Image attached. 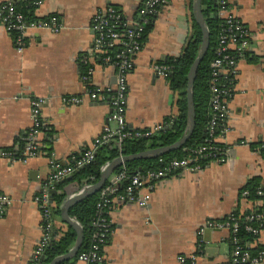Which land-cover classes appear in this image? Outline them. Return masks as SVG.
Wrapping results in <instances>:
<instances>
[{
    "label": "crops",
    "instance_id": "obj_1",
    "mask_svg": "<svg viewBox=\"0 0 264 264\" xmlns=\"http://www.w3.org/2000/svg\"><path fill=\"white\" fill-rule=\"evenodd\" d=\"M12 0H0V4ZM142 0H36L34 15L56 17L58 30L31 29L17 49L0 23V194L10 200L0 215V264H29L42 234L36 197L49 176V160L64 163L88 147L108 121L110 108L91 99L87 90L112 85L114 71L95 58L93 19L109 6L132 17ZM245 26L249 49L237 60V78L229 101V116L215 137L227 154L197 171H178L142 189L144 206L115 200L109 213L111 233L102 249V264H231L226 229L198 228L234 212L246 214L254 199L243 197L246 184L256 179L264 214V0H226ZM193 0H163L152 17V28L134 57L127 78L125 120L129 128L158 124L177 112L178 93L153 66L180 54L191 32ZM220 17L222 15L219 14ZM95 56L89 83L80 78L81 57ZM88 88V89H87ZM46 98L40 152L25 164L2 155L16 150L30 126V103ZM77 98V101H66ZM73 186L62 188L67 196ZM79 191V190H78ZM77 191V192H78ZM65 197V198H66ZM67 224L54 215V233ZM55 235V234H54ZM264 249V230L252 243ZM261 264H264V258Z\"/></svg>",
    "mask_w": 264,
    "mask_h": 264
},
{
    "label": "built area",
    "instance_id": "obj_2",
    "mask_svg": "<svg viewBox=\"0 0 264 264\" xmlns=\"http://www.w3.org/2000/svg\"><path fill=\"white\" fill-rule=\"evenodd\" d=\"M163 0H142L140 6L136 9L132 17H123L121 12L112 6L107 7L100 13H97L93 19L91 29L95 33L94 47L95 52L103 57L101 63L104 66H109L114 71L115 81L112 85H106L102 88H92L87 90L91 99H102L106 101L110 108L108 121L113 126L105 125L102 128L100 135L95 137L83 154L79 156L75 165H71L70 161H74L72 156L67 162L61 163L54 159L49 160V176L41 187L40 194L36 197L37 203L42 217V234L39 244L35 248L30 258L29 264H39L44 248L53 239L54 233V203L50 200V191L55 183L72 175L74 171L88 163L93 158L96 149L111 141L113 137H118V140L123 138H148L161 131L168 123L164 120L158 124L142 129L129 128L125 120L126 109V94H127V78L133 68L134 57L140 52L143 42L142 36L144 28L151 23L152 17L157 13V7ZM36 3V2H35ZM219 5L218 16L222 19V27L217 38V44L214 50L215 57L210 63L209 77V92L211 117L208 125L209 142H216L213 137V130L216 125L220 124L229 116V101L233 95L234 85L237 78V60L242 56L244 51L249 49V36L243 23L235 18L228 8L226 0H218ZM0 23L5 26L7 31H17L18 35L12 38L17 49H21L24 42V35L31 29L49 28L52 31H57L56 17H50L49 23L30 22L25 23L21 15L13 14L11 2L0 4ZM118 47L119 51L113 53L112 49ZM95 56L86 57L84 55L79 59L83 64H90L86 75L80 76L83 82L89 83L93 73L92 60ZM155 73L163 78L171 74V66L165 63H157L153 66ZM77 101L73 98L66 101ZM48 102V99L34 98L30 103V126L20 138L24 142V147L20 158H12L7 151H2V155L10 161H19L25 164L28 160L37 157L40 152V133L44 127L42 119V108ZM260 148L264 150V137L260 140ZM213 149V160L220 162L223 160V155L227 154V149H218L210 146H201L195 150V153L201 155L203 151ZM194 159L184 158L181 160L173 159L168 165L162 169H148L144 173H136L129 178L128 184L122 193L118 192L114 185L116 182L122 181L125 176L121 172L117 175L109 177L108 185L103 187L100 192V200L97 207L101 209L106 205H110V209L104 211L106 217H97L93 225L97 227V232L94 235V240L89 249L82 251L77 256V264H102L103 256L102 249L105 242L111 233L109 213L112 203L115 200L121 202L135 203L142 207L146 203V196L139 192L142 189L152 190L156 183L166 177L174 175L178 171H197L200 167L192 164ZM83 186L80 190L87 187ZM255 198L252 200L253 208L249 213L239 215L246 221H254L256 225H247L246 229L254 238L245 243L244 246L238 244L236 232L238 224L234 218L231 222H220L218 220H206L198 228V235L202 237L206 230L211 229H226L229 231V241L231 244V264H261L264 258V250L260 251L257 256H250L248 249L253 247L252 243L264 230V214L260 210L262 191L257 187L254 191ZM243 197H248L249 192L243 189L241 192ZM10 200L7 196L0 194V215L9 205ZM230 216V215H229ZM182 264L187 260L183 257L178 258ZM195 263L193 255L188 264Z\"/></svg>",
    "mask_w": 264,
    "mask_h": 264
},
{
    "label": "trees",
    "instance_id": "obj_3",
    "mask_svg": "<svg viewBox=\"0 0 264 264\" xmlns=\"http://www.w3.org/2000/svg\"><path fill=\"white\" fill-rule=\"evenodd\" d=\"M218 0H201V13L203 21L209 32V45L208 49L201 60L193 87V101L195 107V126L192 134L186 141V143L174 151L168 152L154 159L146 160H131L125 162L121 166L114 169L112 175H117L121 172L124 173L125 178L114 183L117 187L118 192L122 193L126 185L128 184L129 178L136 173H144L148 169H162L173 160H181L184 158L194 159L192 164L199 167H204L209 164L214 158L213 149H207L202 152L201 155L195 153V150L201 146H210L213 148L223 149L225 146L217 142H209L211 138L209 136L208 125L211 117V106H210V92H209V77H210V63L215 57L214 50L217 44V38L221 30L222 19L218 16L219 5ZM13 14H19L22 17L23 22H41L49 23L50 17L38 18L34 15V8L36 7V0H12ZM191 32L186 37L180 54L176 57H167L160 63H165L171 66V74L168 75L167 81L172 90L178 93L177 108L178 112L174 117H168L165 121L168 123L161 131L148 137V138H123L118 140V137H113L111 141L99 146L94 152L93 158L90 163L76 169L70 178L63 179L53 186L50 191V200L54 203L53 209L54 215H59V206L67 196V193L62 191L65 185H72V193H76L85 185H92L96 183L100 178V173L103 167L119 156H126L139 153L141 151L162 147L169 145L178 140L184 133L186 127V100H185V87H186V75L189 70L191 63L197 55L201 44V30L194 19H191ZM152 28V24L149 23L143 31L142 42L144 43L148 33ZM11 38H15L18 35L17 31H9ZM25 42V39H24ZM113 53L118 52L119 48L114 47ZM246 51L242 55H245ZM102 54L95 58V62L99 60L101 62ZM80 75H86L90 64H83L78 62ZM220 131V127L216 125L213 130V137L217 136ZM24 147V142L18 140V148L14 151L12 149H6L5 151L11 154L12 158H20L21 152ZM87 147L74 155V161H70L71 165H75L79 156L84 153ZM71 158V157H70ZM69 158V159H70ZM109 183L106 181L103 187ZM258 183L256 179L250 180L244 189L249 192V199L255 198V189ZM102 187V188H103ZM102 188L73 205L69 209V216L74 219L82 228V242L77 254L67 260H64L57 264H77V256L82 251L89 249L91 243L94 240V235L97 232V227L93 225V222L97 217L105 218L106 214L104 211L110 209V205H106L99 209L97 204L101 202L100 192ZM249 213V212H248ZM231 218H234L238 224L236 237L238 244L244 246L246 242L251 241L254 236L247 231L246 226H254L256 222L246 221L243 217L238 216V212L232 213L230 216H226L218 221L220 222H231ZM111 229V226H110ZM55 234V235H54ZM107 238L105 245L108 242ZM76 240V232L70 226H66L64 230L59 233H53V239L44 248L42 258L39 264H49L57 256L63 255L68 252L74 245ZM264 250V249H263ZM262 251V247L256 246L248 249L250 256H257ZM188 264V261L185 262Z\"/></svg>",
    "mask_w": 264,
    "mask_h": 264
},
{
    "label": "water",
    "instance_id": "obj_4",
    "mask_svg": "<svg viewBox=\"0 0 264 264\" xmlns=\"http://www.w3.org/2000/svg\"><path fill=\"white\" fill-rule=\"evenodd\" d=\"M192 17L194 21L197 23V25L199 26L202 37H201V44L197 52V55L194 58L193 62L191 63L189 70L187 72V75H186V87H185L186 127L184 130V133L178 140H176L175 142L169 145L147 149V150H144L139 153L132 154V155L119 156L113 159L112 161H110L103 167L100 173V178L96 183L92 185H88L82 190H79L78 192L66 197L61 203V205L59 206L60 217L64 221V223H66L68 226L74 229V231L76 232V240H75L74 245L68 252H66L63 255L57 256L49 264H57L64 260L74 257L80 248V245L82 242V235H83L82 228L74 219H72L69 216V209L73 205L81 201L86 196L99 191L103 187L104 183L112 175V172L114 171V169L121 166L125 162L131 161V160L154 159L168 152L179 149L186 143V141L192 134L194 126H195V107H194V101H193L194 81L196 78L198 66L201 60L203 59L208 49V45H209V32L203 21V17L201 13V0H193ZM66 178L69 179L70 176Z\"/></svg>",
    "mask_w": 264,
    "mask_h": 264
}]
</instances>
